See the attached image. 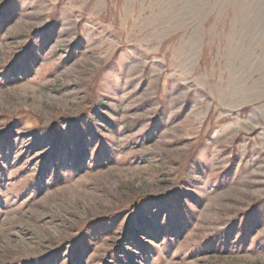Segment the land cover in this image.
Instances as JSON below:
<instances>
[{
    "label": "rangeland",
    "instance_id": "obj_1",
    "mask_svg": "<svg viewBox=\"0 0 264 264\" xmlns=\"http://www.w3.org/2000/svg\"><path fill=\"white\" fill-rule=\"evenodd\" d=\"M0 264H264V0H0Z\"/></svg>",
    "mask_w": 264,
    "mask_h": 264
}]
</instances>
